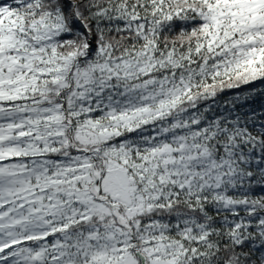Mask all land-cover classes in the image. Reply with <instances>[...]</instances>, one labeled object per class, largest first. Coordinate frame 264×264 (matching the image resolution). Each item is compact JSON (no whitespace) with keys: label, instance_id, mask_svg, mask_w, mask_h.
<instances>
[{"label":"trees","instance_id":"1","mask_svg":"<svg viewBox=\"0 0 264 264\" xmlns=\"http://www.w3.org/2000/svg\"><path fill=\"white\" fill-rule=\"evenodd\" d=\"M218 3L0 0V11L23 23L30 38L34 24L59 25L52 41H32L35 64L26 77L36 75L37 86H29L20 98L0 96V149L6 153L0 154V264H90L94 248L106 250L110 237L104 230L111 223L128 236L127 248L138 264L132 249L141 241L136 234L146 238L156 227L163 228L162 239L183 251L174 264H264V48L239 67L216 71L211 37L220 23L210 20L208 12ZM144 55L155 64L144 67ZM59 64L64 67L56 73ZM159 79L181 86L175 105L148 121L119 120L120 113L133 112L130 91ZM82 88L91 91L75 98L74 91ZM72 100L75 107L88 109L82 119L74 116ZM57 111L65 133L54 119ZM178 119L183 124L179 133L196 145L204 163L190 185L178 175L162 180L159 171L153 173L159 184L155 191L136 168L148 165L153 147L171 142ZM69 120L74 141L95 155L102 177L116 159L134 175L140 195L135 219L126 214L129 205L119 203L132 233L112 211L87 212L85 205L83 213L81 201L69 200L64 192L68 182L53 183L55 167L87 155L73 149ZM97 126L111 131L99 134L98 142L80 140L83 127ZM17 165H24L29 176L9 173ZM91 182L80 188L92 194ZM101 194L118 202L105 189ZM96 229L99 238L93 237Z\"/></svg>","mask_w":264,"mask_h":264},{"label":"rangeland","instance_id":"2","mask_svg":"<svg viewBox=\"0 0 264 264\" xmlns=\"http://www.w3.org/2000/svg\"><path fill=\"white\" fill-rule=\"evenodd\" d=\"M208 18L210 20H215L216 24L220 23L218 25V30H216L215 34L211 37V46L216 49L213 56L216 58L218 57L214 63L216 71L230 70L239 67L259 54L262 48H264V0H219L216 6L210 8ZM219 18L221 19L220 22L218 20ZM32 30L35 34L30 38L26 35L27 29H25L23 23L18 22L12 16L6 15V12L0 11V70L7 67L5 70L7 74L4 73L5 75H0V96L2 97L20 98L25 91L29 89V86L33 85V87H35L38 84V77L36 75L34 78L26 77L28 74L27 71L33 68L35 64L36 47L32 41H34L35 44L42 39L48 42L52 41L54 35H56L59 30V25L42 22L41 24H34ZM142 57L141 64L144 65V67L153 66L156 62L155 59H151L152 56L150 55H144ZM43 66L44 65L41 64V67ZM80 66L81 60L75 61L74 68L77 70ZM63 67L64 66L60 67L59 64V67L57 66L55 69L56 73L63 69ZM34 69H37L36 71L38 73L42 68L38 67ZM77 75L79 76V71ZM11 84L14 85L12 86ZM76 91L77 90L74 91L73 96L78 98L80 95L87 94L91 90L82 88L81 91ZM181 91V86H179L176 81L172 80L159 79L158 81L152 80L145 84H140L131 90L128 95V100L133 112L126 116L120 113L119 120H131L136 122L143 119L144 121H148L151 118H157L161 115L164 116V114L175 105L174 103L178 96H180ZM95 96L99 100V92L95 93ZM73 104L74 101L72 100V109H77L74 110V116L82 119V112L87 113L88 109L83 105L75 107ZM29 112L33 114L31 110H29ZM30 116L31 115L28 114V118H30ZM61 116L63 115L57 111L54 119L58 120V127L61 128L60 133H65L67 126L64 128L62 124H59ZM1 117L2 114L0 113V120ZM119 120L118 122H121ZM164 128L165 127H162V130L167 132V128ZM172 128L175 130L171 142L164 141L160 147H153L151 158H146L148 165L144 164L136 168V170L139 169V171L145 172L139 174V177L149 181V183L153 185V190L155 191L159 184L153 181V173L159 171V173L162 174V180H169L172 176L178 175L181 179L180 182L190 185L193 183L194 177L199 173V164L202 165L204 163L203 159H201L197 153L196 145L193 143L192 145L189 144L186 140L187 137H185L183 133H179L181 132L180 130H182L181 128H183L180 119L175 121ZM110 131L108 127L101 130H99V126L93 127L91 130L88 129V127H83L80 131V140L89 142L93 139V141L98 142L99 134L104 133V135H106L109 134ZM189 131V133H192L191 130ZM70 132L72 133V126L69 128V133ZM90 153L91 152L88 151L86 156H74L68 162H65L62 167H55L57 179L53 183L68 182V188H66L64 192L70 195L69 200L78 198L81 201L84 205L82 207L83 213L86 205L87 212L90 210L99 211V209H103L106 211L105 213L110 214L112 211L111 207L99 203V201L94 199L92 194L83 191L86 189L88 182L92 181L91 183H93L90 165L95 155ZM0 154L6 155L1 149ZM8 168V166H5V169ZM39 168L43 169L42 167ZM45 168H48V165ZM127 168L125 162L123 164L122 161L116 159L115 163L110 165L104 177H102V171L98 166L95 167L94 172L101 177L100 182L97 183V189L100 191L105 189L112 198H117L118 202L116 201L114 204H119L121 202L124 205H129L130 210H127L126 214H128L130 218H133V211L140 208L138 205V203H140V195L137 193V184L135 183L134 175L130 174ZM25 169L24 165H17L15 168L10 169L9 173L17 171L20 172V174L23 173V175L27 177L30 172ZM149 169L152 171L150 172ZM80 186H83V190ZM70 209L71 214H74L76 209L74 204L70 206ZM120 210L121 205L119 206V211ZM39 212L41 214V208L37 209L36 214H39ZM111 224L112 225L104 230L105 234L107 233L110 237V242L106 250L99 251L98 247L94 248L91 254H93L95 258L91 260L90 264H138L135 254L129 252L127 248L128 236L126 233L121 234V232H117L113 223ZM129 225L131 226L130 223ZM94 233L93 237H101L99 229H96ZM145 236L146 238L143 234L137 233L136 238L143 241L144 245L140 243L141 241L135 242L134 244L137 245L136 250L141 253L144 251L149 255L147 264H174L180 259V256H183L180 245L162 239L163 228H152V234ZM144 238L147 244H145ZM143 254L145 255V253ZM140 262L142 264L141 259Z\"/></svg>","mask_w":264,"mask_h":264},{"label":"water","instance_id":"3","mask_svg":"<svg viewBox=\"0 0 264 264\" xmlns=\"http://www.w3.org/2000/svg\"><path fill=\"white\" fill-rule=\"evenodd\" d=\"M63 106H65V104ZM69 123H70V127H71L72 126V122L69 121ZM69 135H70V142H71V145H72V147H73L74 150L79 151V152H86V153H88V150L87 149H85V148H79L77 146L76 142L73 139V136H72L71 132L69 133ZM96 166H97V162L94 159H92V163L90 165V169L92 171V179H93V183L90 186L91 193L99 201H103V202L107 203V205H109L111 207L112 213L117 218L118 223L121 226L126 227L129 230V232H132L131 226L129 225V223H130L129 220L126 217H124L120 213V211H119L120 204H117V203L114 204V203H112L107 196H103L101 194V191L97 189L96 186H97V183L100 182L101 177L98 174L96 175V173L94 172ZM132 249L134 251H136V255L141 259L142 264H147V258H146V256L143 253H141L138 250H136L137 249V245L136 244H133Z\"/></svg>","mask_w":264,"mask_h":264}]
</instances>
